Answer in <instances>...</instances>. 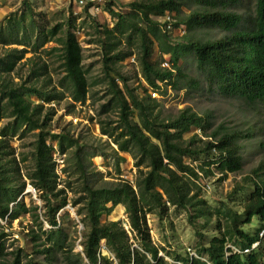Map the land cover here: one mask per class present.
Wrapping results in <instances>:
<instances>
[{
	"label": "trees",
	"instance_id": "16d2710c",
	"mask_svg": "<svg viewBox=\"0 0 264 264\" xmlns=\"http://www.w3.org/2000/svg\"><path fill=\"white\" fill-rule=\"evenodd\" d=\"M245 0H162L154 4H131L133 11L122 14L108 3L107 10L117 18L113 31L108 28L105 34L113 41L103 42V60L106 76L109 78L110 99L102 105V113L117 112V121L101 124V134L107 136L118 147L117 153L130 155L135 160L137 178L135 183L125 180L119 182L105 181L97 185L96 176L89 173L86 165L85 145L80 140L66 133L47 131L51 114L45 113L44 104L59 101L65 94L74 102L85 104L89 95V82L83 66V48L74 33L75 19L65 23L51 25L42 23L29 5L20 12L10 13L0 23V45L6 50L0 58V76L14 72L18 64L31 53L28 62L34 63L42 51L58 60L59 70L64 76L56 83L50 73L49 64H34L30 77L36 81L44 78L42 86H26L12 83L0 85L1 101L6 100L14 122L0 129V220L14 221L24 215H31L34 221H44L52 227L42 235L33 233L35 254L43 255L46 264H58L61 259L67 264L83 262L82 257L74 255L72 248L67 250V236L57 221L58 213L69 204L67 188H72L73 181L59 184L60 176L56 171L54 155L68 158L71 166L65 173L77 176L81 185L80 196L71 201L79 206V216L83 217L85 233L83 254L87 264H114L103 255L102 245L115 255L116 264H167L159 257L158 248L150 239L148 216L163 217L169 206L192 213L195 220L213 217L207 202L199 198L202 177L212 175L209 166L215 165L223 180L229 174L241 172L245 166L244 154L255 155L254 142L249 145L239 143L247 140L244 133L236 135H207L210 127L207 119L190 110L182 111L175 118H162L155 112L158 103L151 94L140 96L136 89L128 85V79L115 68L116 64L132 55L118 51L125 33H137L140 37L139 62L143 77L150 88L160 91L159 82L174 85V73L180 74L178 63L181 59L193 55L202 68L207 86L210 90L225 97L238 98L249 105L264 108V0H253L251 5ZM197 5L198 10L191 11L182 22L188 30L210 28L219 29L225 36L216 40L203 42L184 38L173 41L171 35L162 32L163 24L153 21L152 16L163 17L167 14L175 21L182 8L191 9ZM215 10V11H214ZM243 13H240V12ZM176 14V15H172ZM144 21L148 29L144 30L135 21ZM176 27L180 24L176 23ZM117 29L116 33L114 31ZM126 38V37H125ZM131 47L132 35L126 38ZM54 47L46 49L49 44ZM155 43L161 55L171 56L172 69L163 68L154 63ZM18 47H23L18 49ZM121 52V53H119ZM197 85L195 84V87ZM147 92V89H144ZM29 97H36L38 103H32ZM3 114L0 113V121ZM24 129V131H22ZM192 130L201 131L186 138ZM262 129L249 127L247 136L256 141L258 148L264 150ZM22 134L35 133L37 139L32 155L33 170L25 177L34 190L40 193L44 203V213H38V207H27L19 196L25 191L27 183L21 181L19 163L16 159L4 161L2 143L4 138L17 137ZM202 135L214 138L213 142H204V148L196 147L202 142ZM218 137V139H217ZM245 142V141H244ZM215 151V152H214ZM201 156L212 159L206 167H194L186 160H198ZM70 160V161H68ZM118 162L124 161L117 154ZM66 165V166H67ZM256 181L251 179L253 191L244 196L243 212L224 205L216 214L223 215L227 224L222 237H215L210 245L199 251L196 257L179 259L182 264H261L260 247L263 244L260 234L264 230V164L262 162L254 171ZM21 181V182H20ZM236 189L231 198L239 194ZM77 194V193H76ZM122 206L128 216L130 227L139 240V249L129 243L127 231L119 222L104 221L112 212ZM259 219L261 226L257 233H247L243 227ZM40 228L43 223L40 222ZM4 235H0V264L7 258ZM231 243L238 252L228 245ZM258 243L255 249L253 245ZM250 250L249 253H244ZM77 256V259L74 257ZM150 257V258H149ZM10 264H22V254L15 256ZM26 264H36L28 261ZM78 264V263H74Z\"/></svg>",
	"mask_w": 264,
	"mask_h": 264
},
{
	"label": "rangeland",
	"instance_id": "374dc122",
	"mask_svg": "<svg viewBox=\"0 0 264 264\" xmlns=\"http://www.w3.org/2000/svg\"><path fill=\"white\" fill-rule=\"evenodd\" d=\"M87 5L81 6L70 0H0V23L10 13L20 12L25 6L29 5L38 15L36 18L42 23L48 21L51 25H58L65 23L70 18L75 19L74 33H76L78 41L83 48V66L87 73L89 82V95L85 104L74 103L68 94H65L61 100L45 105V113H50L51 120L47 127V131L51 133H66L71 137L81 141L85 145L86 165L89 173L96 176L97 180L93 181L97 185H104L105 181L119 182L125 180L135 183L137 178V168L135 167V160L128 154L117 153L118 147L107 136L101 134V124L109 121H117V112L111 111L108 114L102 113V105L107 103L109 96V78L106 76V68L103 60L102 43L113 41L105 34L108 28L110 31L116 27L117 18L113 17L107 10L108 3L113 4V9L119 13L127 14L133 11L131 4H154L162 0H102L104 4L99 7V11H91L89 6L91 0H84ZM100 1V0H96ZM253 0H245L244 4L251 5ZM197 5H191V9L187 7L182 8L180 16H175L176 21L172 25V31H167L165 24L161 26L163 33L166 31L171 35L173 41H181L184 38L192 40H201L203 42L216 41L225 33L219 29L210 28L206 30L192 29L188 30L187 26L182 20L188 16L191 11L198 10ZM215 11V10H214ZM240 13H243L242 11ZM169 15V14H167ZM152 16V20L161 23L167 16ZM176 15V14H172ZM136 18V22L144 30L148 29L146 22ZM173 20V19H172ZM176 23L180 26L176 27ZM181 26L185 28V34L181 33L179 29ZM117 29L114 31L116 33ZM183 31V30H182ZM132 35L131 47L126 50V45H129L126 38ZM126 37V38H125ZM122 37L123 42L118 51L132 53L131 56L116 64L115 68L122 75L128 79V85L136 89L140 96L150 95L155 99L158 106L155 107V112L161 115L162 118H175L182 111L190 110L199 116L204 117L210 123L207 129V135L219 134V138L225 134H242L244 133L247 140H239V143L249 145L254 142L255 155L249 156L246 153L245 166L241 172L229 174L223 180L221 173L216 169L215 165L209 166V171L212 175L202 177L201 190L199 198L204 199L211 209L213 217L207 219L195 220L192 218V213L183 209H178L174 206L168 205L166 215L159 217L155 214L148 216V227L150 239L152 243L158 248L159 257L163 258L167 264H182L179 259H189L196 257L199 251L210 245L215 237L221 238L225 229L227 221L223 215L216 214L218 209L227 205L238 213L243 212V199L253 191V184L251 179L257 180L254 171L258 168L260 163L264 164V150L258 148L256 141H253L247 136L246 132L249 127L255 126L257 129H262L264 137V108L252 106L241 99L225 97L217 92L210 90L207 86L206 79L202 68L193 55H189L180 60L178 67L181 73L177 74V70L172 69L171 56L161 55L158 44L155 43L153 62L161 64L168 63L170 70L174 73L175 86L159 82L160 91H154L146 83L142 69L139 62L140 52L139 43L140 37L137 33L130 31L125 33ZM51 43L46 46V49L54 47ZM23 47H18L22 49ZM6 53V50L0 45V58ZM121 53V52H119ZM31 53L25 56L14 72L11 74L0 76V85L12 83L23 84L26 86L36 85L42 86L44 78H39L38 81L30 77V70L34 64H42L44 62L49 64L50 73L53 82L56 85L58 80L64 76L63 72L59 70V64L56 57L49 56L45 51L37 58L34 63H29L28 59L32 57ZM195 84L197 85L195 87ZM1 89V88H0ZM144 89L148 91L145 92ZM0 95V113L3 118L0 121V129L11 125L14 118L11 116L10 109L6 104V100L1 101ZM32 103H38L36 97H29ZM23 128L22 131H24ZM35 133L20 134L17 137L4 138L2 149L4 161H11L16 159L19 163L20 172L22 173L21 181L27 183L25 191L19 196V200H24L27 207H38V213H44V203L40 198V193L36 192L30 185L29 180L25 177L33 170L32 155L35 148V141L37 139ZM202 134L201 131L192 130L186 138L193 134ZM218 139V137H217ZM202 142L198 141L196 147L204 148V142H213L214 138H206L202 135ZM245 141V142H244ZM215 152V151H214ZM117 154L124 159V161L117 160ZM68 158L54 155L56 161V171L60 176L59 184L62 187L63 182L69 180L73 181L72 188H67L69 195V204L62 209L57 215L59 223L58 228H62L67 236V250L71 247L74 255L82 257L83 262H74L78 264H87V260L83 254V241L85 233V224L83 217L79 216V206H75L71 201L73 198L80 196L81 185L76 175L65 173L66 169L70 172V166L67 165ZM212 158L210 156H201L198 160H186L188 164L194 167H206V163ZM70 161V160H68ZM67 165V166H66ZM20 181V182H21ZM241 189V192L235 197L231 198L236 189ZM77 193V194H76ZM104 221L119 222L121 226L127 231L129 243L135 249H139V240L135 237L130 227L128 216L122 206H118L109 217H104ZM40 222L43 223V228H40ZM261 223L259 219H254L250 225H245L247 233H257ZM52 229L43 219L34 221L31 215H24L17 220L1 221L0 220V235H4L3 242L5 243L7 258L3 264H10L15 256L22 254V264L28 261L36 264H46L43 255L35 254V235H42V244L46 237L43 235L44 231ZM33 233L35 234L33 236ZM263 244L260 247L259 260L264 264V235L262 236ZM233 251H238L231 243L228 245ZM103 255L109 258L116 264L115 255L107 251L105 244L102 245ZM150 258V257H149ZM74 259L78 260L75 256ZM61 259L58 264H67ZM66 261V260H64ZM73 263V264H74ZM71 264V263H70Z\"/></svg>",
	"mask_w": 264,
	"mask_h": 264
},
{
	"label": "built area",
	"instance_id": "2783aa9c",
	"mask_svg": "<svg viewBox=\"0 0 264 264\" xmlns=\"http://www.w3.org/2000/svg\"><path fill=\"white\" fill-rule=\"evenodd\" d=\"M21 1H24V0H21ZM70 1H71V2H74V3H76V4H79V5H81V6H84V5H87V4H88V3L85 2L84 0H70ZM102 4H104L102 0H100V1L91 0V4L88 5V6H89V9H90L91 11L98 12V11H99V7H100ZM172 19H173V18H171L170 15H167V16L164 18V20L161 22V24H163V25L165 24L166 29H168L167 31H172V30H174V29H172V25H173V23L175 22V20H174V19L172 20ZM182 30H183V31H182ZM179 31H180L181 33L185 34V28H183L182 26H181V29H179ZM163 68L170 69V66H169L168 63L165 62V63H163ZM263 235H264V230L262 231V233L260 234V236L262 237ZM257 246H258V243L254 244L253 247H252V249H255ZM235 252L240 253L239 251H235ZM249 252H250V250H246L244 253H249Z\"/></svg>",
	"mask_w": 264,
	"mask_h": 264
}]
</instances>
